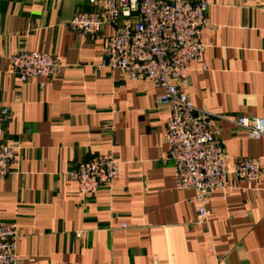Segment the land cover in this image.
<instances>
[{"label":"crops","instance_id":"obj_1","mask_svg":"<svg viewBox=\"0 0 264 264\" xmlns=\"http://www.w3.org/2000/svg\"><path fill=\"white\" fill-rule=\"evenodd\" d=\"M190 1L208 3L213 26L201 31L186 91L230 156L231 187L206 196L205 223L197 191L175 186L162 90L99 67L113 26L69 28L92 0H0V127L18 150L0 179V223H18L19 264H264V172L256 189L232 173L248 157L264 168V138L234 123L264 117V0ZM21 49L57 57L58 76L20 83L10 57ZM108 153L117 179L80 193L76 165Z\"/></svg>","mask_w":264,"mask_h":264},{"label":"built area","instance_id":"obj_2","mask_svg":"<svg viewBox=\"0 0 264 264\" xmlns=\"http://www.w3.org/2000/svg\"><path fill=\"white\" fill-rule=\"evenodd\" d=\"M92 2L96 9L74 14L69 28L93 36L104 26H113L115 32L107 38L99 67L119 69L132 80L146 79L162 90L158 104L170 109L164 141L168 159L176 169L175 186L180 190L197 191L198 222H207L209 212L203 190L211 192L231 187L230 156L215 137L212 115L195 109L186 91L190 62L203 58L201 31L213 26L208 3L190 0ZM10 62L20 83L39 77L55 78L61 66L51 53L29 49L12 54ZM2 113L8 110L4 108ZM234 123L244 128L251 138H264L263 116L240 115ZM17 159V147L6 142L0 127V179L6 177L10 165ZM118 171L119 159L115 155L97 154L79 162L72 177L80 193L93 195L102 185H111ZM263 172L260 159L248 157L240 160L232 173L248 188L256 189ZM19 237L17 222L0 223V264H19Z\"/></svg>","mask_w":264,"mask_h":264},{"label":"water","instance_id":"obj_3","mask_svg":"<svg viewBox=\"0 0 264 264\" xmlns=\"http://www.w3.org/2000/svg\"><path fill=\"white\" fill-rule=\"evenodd\" d=\"M202 193H203V195H204V196H208V195H209V193H210V191H209V190H203V192H202Z\"/></svg>","mask_w":264,"mask_h":264}]
</instances>
